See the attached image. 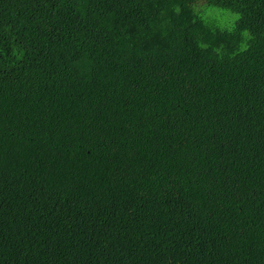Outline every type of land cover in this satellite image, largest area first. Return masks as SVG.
<instances>
[{"label":"trees","instance_id":"1","mask_svg":"<svg viewBox=\"0 0 264 264\" xmlns=\"http://www.w3.org/2000/svg\"><path fill=\"white\" fill-rule=\"evenodd\" d=\"M198 2L0 0V264H264V0Z\"/></svg>","mask_w":264,"mask_h":264},{"label":"rangeland","instance_id":"2","mask_svg":"<svg viewBox=\"0 0 264 264\" xmlns=\"http://www.w3.org/2000/svg\"><path fill=\"white\" fill-rule=\"evenodd\" d=\"M203 4H204L203 3V0H199L198 5L201 6ZM213 10H214V12H216L217 15L221 16L222 18H224L226 15H228V14H225L226 12H223L221 10H218V9H213ZM219 22L222 24V22L220 21V19H219ZM223 25H226V22H224Z\"/></svg>","mask_w":264,"mask_h":264}]
</instances>
